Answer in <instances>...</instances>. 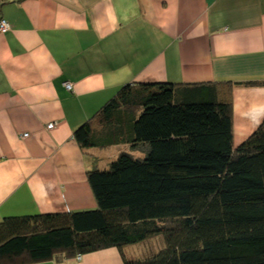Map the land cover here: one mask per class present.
I'll list each match as a JSON object with an SVG mask.
<instances>
[{
	"label": "crops",
	"instance_id": "1",
	"mask_svg": "<svg viewBox=\"0 0 264 264\" xmlns=\"http://www.w3.org/2000/svg\"><path fill=\"white\" fill-rule=\"evenodd\" d=\"M0 18V221L97 206L86 174L116 146L85 152L74 132L125 85L221 83L235 146L264 120V0H0Z\"/></svg>",
	"mask_w": 264,
	"mask_h": 264
},
{
	"label": "trees",
	"instance_id": "2",
	"mask_svg": "<svg viewBox=\"0 0 264 264\" xmlns=\"http://www.w3.org/2000/svg\"><path fill=\"white\" fill-rule=\"evenodd\" d=\"M218 84L120 88L74 138L85 152L127 144L142 155L120 152L103 170L93 158L94 209L3 218L0 264L122 253L155 235L161 250L122 264H264V120L235 146ZM159 115L163 133L142 126Z\"/></svg>",
	"mask_w": 264,
	"mask_h": 264
},
{
	"label": "rangeland",
	"instance_id": "3",
	"mask_svg": "<svg viewBox=\"0 0 264 264\" xmlns=\"http://www.w3.org/2000/svg\"><path fill=\"white\" fill-rule=\"evenodd\" d=\"M155 119V118H154ZM157 120L155 122H152V124H150V122L148 124H143L142 126H152V127H156L158 132L163 133L165 130L164 129V124H163V120H161V116L159 115L158 118H156ZM141 131V130H140ZM152 133H154L153 131H149L147 133H140V137H144L146 136L145 134H149V137H151V135H153ZM146 140V139H144ZM139 145V144H138ZM141 148L142 146H140V148L138 149V151H134V153H138V156L142 155L141 152ZM110 149V148H109ZM108 152H110L107 156H113L112 154L117 155L120 152H132V149L129 145L127 144H121L118 145L110 150H108ZM164 247V239L162 235H155L150 237L149 239L145 240V242H141L139 244H132V245H128L125 246V253L128 256H132L133 259H138L141 257H144L148 254H151L153 252H158L159 250H161Z\"/></svg>",
	"mask_w": 264,
	"mask_h": 264
},
{
	"label": "built area",
	"instance_id": "4",
	"mask_svg": "<svg viewBox=\"0 0 264 264\" xmlns=\"http://www.w3.org/2000/svg\"><path fill=\"white\" fill-rule=\"evenodd\" d=\"M10 29V25L7 21H5L4 19L0 18V34H4L6 33L8 30ZM64 86L67 90H71V84L69 82H65ZM53 127V124H48L47 128H51ZM27 134H23L22 137H26ZM81 256H77L75 258L76 261L80 260Z\"/></svg>",
	"mask_w": 264,
	"mask_h": 264
}]
</instances>
